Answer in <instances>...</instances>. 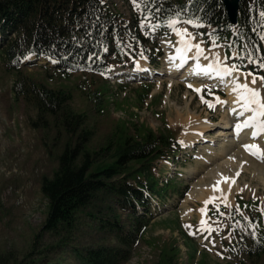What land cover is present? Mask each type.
<instances>
[{
	"label": "rangeland",
	"instance_id": "1",
	"mask_svg": "<svg viewBox=\"0 0 264 264\" xmlns=\"http://www.w3.org/2000/svg\"><path fill=\"white\" fill-rule=\"evenodd\" d=\"M105 1L114 12L122 15L131 26V31L135 29L140 12L131 0ZM137 26L145 35V23ZM175 29H187L195 37V43L206 47L207 54H219L221 68L229 66L238 69L233 70L231 75L240 79V84L262 90L264 96L261 82L257 80V85L251 84L253 77H245L252 72L232 65L221 44L206 40L209 33L206 32L205 36L203 31H208L207 27L179 22ZM150 35L152 40H157L156 44L150 45L155 48L153 54L158 56L161 53L154 62L145 56L131 54L126 57L139 50L130 51L127 48L129 45L124 43L122 50L127 54L111 57V72L107 75L76 72L70 80H61L45 61L33 59L30 60L34 65L23 70L50 88L72 89L73 110L87 116L86 127L91 130L92 136L85 145L92 153L100 155L103 152L101 149L106 146L108 137L122 122H138L156 134L171 133L178 140L180 152L175 161L160 160L154 169L160 184L170 182L174 192L165 202L159 197L152 199L154 216L126 264H264V256L247 257L234 231L237 224L231 219V211L237 209L239 196L245 200H259L264 218L261 211L264 210V169H260L263 164L254 157L249 156L253 159L250 162L239 155L235 158L233 154L241 151L240 148H234L226 156L219 149L223 138L219 137L218 131L226 121H231L229 116L223 122L228 92L225 86L202 83L200 94L184 81H172L164 71L168 65L167 56L174 50L177 53L182 45L179 36L172 28L163 35V39ZM140 64H145L146 69L140 70ZM185 71H179L180 75ZM15 77L16 72L8 71L0 56V264H81L77 259L79 251L117 244L115 236L101 228L102 223L113 221L117 216L122 224L129 227L130 216L127 210L115 204L113 195L100 193L91 205L76 213L75 225L70 230L42 233L49 209L42 183L57 171L59 156L68 137L53 124L48 128L34 126L38 121V111L14 99L12 86ZM147 85L151 91L142 102L138 93L143 92V86ZM99 89L107 93L106 108L102 114L87 94ZM201 97L215 107H208ZM202 123L209 124L204 137L197 134V125ZM130 128L132 136H135L133 123ZM98 154L93 157L101 160ZM108 154L106 157L110 156ZM106 161L108 158H105ZM236 173H239L234 183L236 188L228 198L231 207H225L218 199L207 205V214L203 215L200 209L205 208L204 202L213 196L211 187L222 176L234 179ZM211 208L220 210L217 217L212 218L209 213ZM202 219L214 229L211 233L198 230L202 228ZM186 225L192 227L187 228Z\"/></svg>",
	"mask_w": 264,
	"mask_h": 264
},
{
	"label": "trees",
	"instance_id": "2",
	"mask_svg": "<svg viewBox=\"0 0 264 264\" xmlns=\"http://www.w3.org/2000/svg\"><path fill=\"white\" fill-rule=\"evenodd\" d=\"M148 9L138 11L140 16L131 31L122 15L105 0H0V56L7 70L16 72L14 99L38 111L34 126L48 128L53 124L68 137L57 171L42 183V192L49 201L42 233L70 230L76 213L91 205L100 193L113 195L115 204L130 216L129 227L117 216L102 223L101 228L111 232L117 244L79 251L77 259L81 264H126L131 260L154 216L152 199L159 197L165 202L174 192L170 182L160 184L154 172L156 162L176 159L180 144L175 135L156 134L138 122H132L137 133L132 136V123L122 122L108 137L103 152L92 153L85 145L92 132L86 127V114L72 108V89L50 88L23 69L34 65L33 60H41L61 80H70L76 72L107 75L111 72V57L127 54L122 50L124 43L130 51L139 50L126 57L145 56L154 62L161 53L153 54L155 48L150 45L157 40H152L150 34L162 38L169 33L168 21L178 18L180 22L193 20L210 27L211 31L203 32H210L215 43L223 44L230 59L234 51L239 53L233 59L234 65L264 76V68L259 66L264 63V23L259 16L264 11V0H241L237 25L229 22L223 0H149ZM142 22L147 29L145 35L137 26ZM143 87V92L138 93L142 102L151 91L150 86ZM103 92L99 89L87 93L101 114L105 112V98L107 103V93ZM97 154L101 160L93 157ZM105 158L108 161L104 162ZM237 204L240 209L231 211V219L237 224L234 231L239 244L250 259L261 258L264 218L260 202L239 196ZM210 214L217 215L213 209Z\"/></svg>",
	"mask_w": 264,
	"mask_h": 264
},
{
	"label": "bare ground",
	"instance_id": "3",
	"mask_svg": "<svg viewBox=\"0 0 264 264\" xmlns=\"http://www.w3.org/2000/svg\"><path fill=\"white\" fill-rule=\"evenodd\" d=\"M178 39L181 40V37L179 36ZM193 43L195 42L193 41ZM172 47H175V46H172ZM202 47L204 48V50H206L205 46H202ZM184 48H185V45L182 44L178 48L177 53L175 52L176 50H174L173 53L167 56L168 65H166L167 64L166 62L165 63L166 70L164 71V74L169 75L172 81H175V82L184 81L188 85L189 84L193 85L195 88H202L201 86L202 83H205V84L215 83V85L217 84L218 86H225L224 89H226V91L228 92L229 100L226 104L227 107L225 110V115L223 117V122L226 121L228 118H230L229 116H231L230 118L231 121L230 122L226 121L224 125L220 127L221 130L218 131L219 137L223 138V141H222L223 144H221V147H219V149L220 151L222 150L221 153L225 154L226 156L228 152L229 151L232 152L234 148H240L241 151H238V152L236 151L235 154H233V156L235 155V158H237L236 156L238 155L242 156L243 160L250 162V160L252 159L250 157H254V158L256 157L251 155L248 151H246L244 148V145L245 144H257L259 145L261 150H264V135L253 139L251 133L254 129L252 128H244L241 131H239V133L237 134L236 125L242 124L245 120L255 115L254 112L245 111L244 106H243V101H240L239 103L237 102L238 96L240 93L238 91H235L234 89L236 88L237 84L241 83L240 79L236 78V76L234 75H225L223 71H221V69L224 66L221 68L220 66L221 63L219 65L217 64L216 56L213 53L212 55H209L206 52H204V56H206L207 59H205L204 56H202L198 60H196V59H193L195 55V49H193L192 51H186V50L182 51V49ZM167 66L169 70L168 73H167ZM139 68L140 70H145L146 65L142 64L141 66L140 64ZM185 69L186 71L182 75H180L179 71H183ZM206 69L208 70L207 72H205ZM259 91L261 93V98L264 99L262 90H259ZM224 106L225 105H223V107ZM252 107H256V106L253 105ZM241 113L243 114L241 115ZM260 119L264 120V117H261ZM197 126H198L197 134L200 135L201 137H204L205 133L209 130V124L202 123V124H198ZM210 142H213V140H211ZM257 160L262 162L263 164L262 168L259 165L260 169H264V161H261L260 159H257ZM260 169H256V170H259L260 172ZM262 173H264V170ZM238 176L239 175H237L236 173L234 176L235 182L238 180ZM220 188L223 190V193L227 195V201H228V198L232 195L233 189L236 188V185L234 184L230 185V183H221ZM230 188L231 190L229 191ZM211 194L217 197L221 196V193L214 192L212 187H211Z\"/></svg>",
	"mask_w": 264,
	"mask_h": 264
},
{
	"label": "snow or ice",
	"instance_id": "4",
	"mask_svg": "<svg viewBox=\"0 0 264 264\" xmlns=\"http://www.w3.org/2000/svg\"><path fill=\"white\" fill-rule=\"evenodd\" d=\"M131 2L133 3L134 8H136L137 10L143 11L144 9H148L149 0H131ZM152 2H154V0H152ZM142 5H143V8L141 7ZM148 11H150V9H148ZM176 15H177V17H179L180 14L177 13ZM259 16H260L261 22L264 23V11H261L259 13ZM147 19H148V17L146 15L145 20H147ZM179 22H180V20L178 18L169 20L168 21V27L172 28L176 32V35L181 37L180 43L185 45V49H182V51H184V50L192 51L193 49H195V55H194L193 59L198 60L200 57L204 56L205 50L201 46V43H193V41L195 40V37L192 36V34L189 33L187 29H183V30L175 29V25ZM183 23L193 24L194 21L193 20H186V21H183ZM196 26H199V25H196ZM152 27L156 28V27H159V25H152ZM261 39H264V36H262ZM213 43L215 44V41H213ZM204 58L207 59L206 56H204ZM170 59H172V58H170ZM216 59H217V64L219 65L221 63V61L219 60V54H217ZM53 62H55V61H53ZM259 66L261 68H264V63H261ZM233 70H238V69H234V68L229 67V66H224L222 68V71L225 75H231ZM207 71L208 70L206 69L205 72H207ZM247 76L253 77L251 80V84H256L257 80H259L261 82V86L264 87V76L257 77V76H254L252 73L245 74V77H247ZM188 87L192 88L193 85L189 84ZM194 90L197 93H201L203 91L202 88H196ZM234 90L238 91L240 93L238 96L237 102L239 103L240 101H243V106H244L245 111H251V112L255 113L254 116L248 118L242 124L236 125L237 134L239 133V131H241L244 128H252V129H254L251 133L253 139L264 135V120L260 119L261 117H264V99L261 98L260 91L256 88L250 87L249 84H237L236 88ZM209 93L211 94V90H209ZM201 98H202V101L208 105V107H210V108L215 107V105L212 102H210L208 100H204L203 97H201ZM217 100H218V98H217ZM221 103H224V102L221 101ZM253 105H255L256 107H252ZM242 114L243 113H241V115ZM244 148L246 151H248L251 155L255 156L257 159L264 161V150H261L259 145H257V144H245ZM237 175H239V173H237ZM221 183H230V185H231V184L235 183V180L230 178V177H223L222 176L221 180H218L216 182V184H214L212 186L213 191L214 192H220L221 196L217 197L214 195L204 202L205 208L200 209V211L203 215L207 214V212H206L207 205L210 203H215V201L218 199L222 200L225 207H231V205L227 201V195L224 194L223 190L220 188ZM230 190H231V188L229 189V191ZM241 191H243V189H241ZM237 210H239V206H237ZM261 211L264 212V210H261ZM220 215H223V213H220ZM241 215H243V214L241 213ZM245 219H247V218L245 217ZM201 225H202V228L198 229L199 231H208L209 233H211V231L214 230L208 224L207 220L202 219ZM185 227L191 228L192 226L186 225ZM252 227L254 228L255 226L253 225ZM192 234L195 235V233H192Z\"/></svg>",
	"mask_w": 264,
	"mask_h": 264
},
{
	"label": "water",
	"instance_id": "5",
	"mask_svg": "<svg viewBox=\"0 0 264 264\" xmlns=\"http://www.w3.org/2000/svg\"><path fill=\"white\" fill-rule=\"evenodd\" d=\"M241 0H223L229 22L232 25H237L239 22V7Z\"/></svg>",
	"mask_w": 264,
	"mask_h": 264
},
{
	"label": "crops",
	"instance_id": "6",
	"mask_svg": "<svg viewBox=\"0 0 264 264\" xmlns=\"http://www.w3.org/2000/svg\"><path fill=\"white\" fill-rule=\"evenodd\" d=\"M238 52L237 51H235V52H233V57H238Z\"/></svg>",
	"mask_w": 264,
	"mask_h": 264
}]
</instances>
